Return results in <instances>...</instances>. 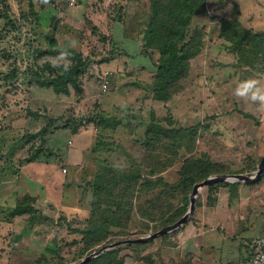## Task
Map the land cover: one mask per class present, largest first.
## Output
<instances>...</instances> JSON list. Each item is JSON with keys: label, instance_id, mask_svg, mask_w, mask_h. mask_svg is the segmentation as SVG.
<instances>
[{"label": "rangeland", "instance_id": "374dc122", "mask_svg": "<svg viewBox=\"0 0 264 264\" xmlns=\"http://www.w3.org/2000/svg\"><path fill=\"white\" fill-rule=\"evenodd\" d=\"M228 1L208 3L207 12L193 20L188 37L197 31L202 35L200 52L170 98L158 101L151 90L157 51L140 46L150 0H76L74 5L69 0H0V160L10 171L19 167L26 173V192L21 175L16 196L20 193L19 201L28 206L11 227L12 237L21 230L25 256L11 255L10 248L1 264H76L105 244L149 236L173 224L167 219L186 202L174 185L188 157H199L221 174L258 167L264 156V104L234 93L247 79L264 86V69L239 66L219 37L221 20L232 15ZM50 37L57 48L73 49L85 62L69 79L67 92L36 80L48 75L45 62L71 63L65 53L37 55L52 49ZM105 70L111 79L102 90ZM152 114L159 127L183 130L179 148L161 132L146 140ZM188 131L193 137L186 136ZM18 151L25 160H36L18 165L13 158ZM103 169L105 178L117 182L96 189L93 182ZM39 170L41 177L32 173ZM135 173L141 177L132 178ZM92 202H104L117 224L107 226V238L81 255L84 243L77 230L107 224L92 218ZM180 226L105 251L120 248L109 257L121 264H185Z\"/></svg>", "mask_w": 264, "mask_h": 264}, {"label": "trees", "instance_id": "16d2710c", "mask_svg": "<svg viewBox=\"0 0 264 264\" xmlns=\"http://www.w3.org/2000/svg\"><path fill=\"white\" fill-rule=\"evenodd\" d=\"M148 12L147 22L142 30V38L144 41L142 46L148 50H155L158 54L155 63L154 78L151 85L152 96L158 101H166L174 92L177 81L188 73L190 59L200 52L202 35L198 31L189 37L188 34L194 16L206 13V0H150ZM218 35L228 42V49L230 52L235 53L239 66L257 72L263 71L264 32L254 31L244 27L238 20V11L235 6L232 7V15L229 18L221 20ZM48 41L52 49L40 50L37 54L39 57L45 55L58 56L65 53L71 60V63L69 65H52L49 62H45L43 69L45 70L46 68L48 75H38L36 79L37 83L40 86L51 87L55 92H67L69 79L78 76L79 70L85 62L81 55L75 50H62L57 48L55 38L50 37ZM73 85L75 86V81H73ZM151 116L152 123L148 125L144 134L146 140L151 141L152 136L154 138L155 135L161 132L164 137L169 138L170 142L174 143L175 148H177L176 145H178L180 137L183 135V130L180 128H161L154 119L153 114ZM166 123L172 125L170 119H168ZM159 129H161V131ZM186 136L193 137V132L188 131ZM179 146L180 145H178V148ZM33 159L34 158H28L26 161L30 162ZM249 169L255 168L250 167ZM104 170L105 169L101 170V173L97 175L99 180L93 182L96 189H102L111 180L117 182V178L115 177L111 178V180L105 178L103 173H105L106 170ZM242 171L243 170L240 172ZM217 172L212 171L209 163L201 160L199 157H188L181 163L179 179L174 186L181 189L184 200L187 202L192 186L197 182L203 181L212 173ZM219 173L221 174L223 172L220 171ZM131 177L140 178L141 176L135 173L132 174ZM159 180L162 182L163 179L159 178ZM151 182V180H146L148 184ZM223 183V181L211 182L209 186L213 187ZM130 188L129 186L128 189ZM209 199L211 200L210 197ZM186 202H184L181 207L174 210L175 215L167 219V224L174 223L184 214L187 210V206L185 205ZM19 203L20 201L17 203L16 210L21 212L23 210H19V205L22 203ZM103 205H105L104 202H92L91 216L94 219L103 218L105 222L107 221L106 226L97 222L98 225H95L93 229L87 226L81 230H77L82 234L84 243L82 245L81 255L89 253L91 247L107 238L104 232L107 226L117 224L114 223V216H112L114 213H112V211L110 212V209L103 208ZM25 206L28 211L27 204ZM88 222L94 224L91 219ZM101 224L104 227H102ZM133 244L135 243H131V245ZM119 249L120 248H113L107 250L88 261V264L96 263V261H98L99 264H121V259L115 260L113 257H109L111 254H115Z\"/></svg>", "mask_w": 264, "mask_h": 264}, {"label": "crops", "instance_id": "0c3cea01", "mask_svg": "<svg viewBox=\"0 0 264 264\" xmlns=\"http://www.w3.org/2000/svg\"><path fill=\"white\" fill-rule=\"evenodd\" d=\"M218 1L220 0H206V12L208 3ZM228 2L231 9L233 6L236 7L238 20L244 27L264 32V0ZM90 14L95 17L94 12L91 11ZM198 18L200 16L196 15L193 20ZM121 42L124 43L123 40ZM142 44L140 43V46ZM36 157L34 156L28 163H34ZM13 158L18 159V165H27L26 157L20 151L14 153ZM2 161L0 160V264L10 255V248H13L11 255L18 257L25 256L27 250L26 246L20 243L21 230L11 236L12 222L20 220L27 214L24 202L19 203V210L23 211L16 210L19 201L17 196L20 194L16 196L17 183H20L17 179L21 175L24 177L26 192V173L18 170L19 167L15 170L16 173L10 171L9 165L5 166ZM257 168L244 169L239 173L246 174L250 178L248 181L225 179L219 180L223 181V184L213 187L209 186L210 183L198 187L195 192L192 220L178 228L185 235L183 247L188 256L185 264H237L248 257L250 240L264 235V170L257 178L254 175ZM39 172L32 171L34 175L41 177V170ZM54 181H57V176H54ZM12 238L13 240L17 238L18 243H15L16 240L12 241ZM9 241L12 243L9 244Z\"/></svg>", "mask_w": 264, "mask_h": 264}, {"label": "water", "instance_id": "95a60500", "mask_svg": "<svg viewBox=\"0 0 264 264\" xmlns=\"http://www.w3.org/2000/svg\"><path fill=\"white\" fill-rule=\"evenodd\" d=\"M263 170H264V158L261 159V161H260V163L258 165V168H257L256 172L254 173V175L258 178L261 175ZM225 179L226 180L234 179V180H243V181L250 180V178H248V176L246 174H217V175L208 176L203 181L197 182V183H195L193 185L192 192H191V194L189 196L188 209L185 212V214L180 219H178L176 222H174L171 225H168L167 227H165L164 229L160 230L159 232L152 233L149 236L139 237V238H136L134 240H123V241H117V242H114V243H111V244H105V245L101 246L100 248H98V250H96L95 252L90 253L87 256H85L84 259H82L80 262H78L76 264H84V263L90 261L91 259H93V258L97 257L98 255H100L103 251H105L109 247L112 248L114 246H117V245H120V244H123V243L148 241L149 239H151V238H153V237H155L157 235H160L161 233H163L165 231H168V230H171L173 228L179 227L180 225L185 223L190 218V216H191V214L193 212L194 203H195L194 202V193L196 192L198 187L206 185V184H209V183L214 182V181L225 180ZM36 264H43V263L37 262Z\"/></svg>", "mask_w": 264, "mask_h": 264}, {"label": "built area", "instance_id": "2783aa9c", "mask_svg": "<svg viewBox=\"0 0 264 264\" xmlns=\"http://www.w3.org/2000/svg\"><path fill=\"white\" fill-rule=\"evenodd\" d=\"M76 0H69L70 5H74ZM101 88L106 90L109 81L111 79L110 71H103L101 76ZM65 172L66 170L63 169ZM250 250L248 257L246 259L238 261L237 264H264V235L259 237H254L249 242Z\"/></svg>", "mask_w": 264, "mask_h": 264}, {"label": "clouds", "instance_id": "9594fccd", "mask_svg": "<svg viewBox=\"0 0 264 264\" xmlns=\"http://www.w3.org/2000/svg\"><path fill=\"white\" fill-rule=\"evenodd\" d=\"M236 96L246 98L250 102L264 104V86L256 79L240 81L235 89Z\"/></svg>", "mask_w": 264, "mask_h": 264}]
</instances>
